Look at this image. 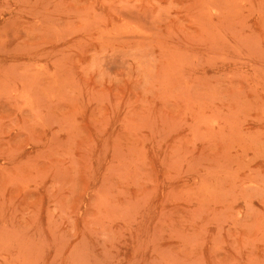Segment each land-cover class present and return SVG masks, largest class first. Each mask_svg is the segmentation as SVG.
<instances>
[{"label": "rangeland", "instance_id": "1", "mask_svg": "<svg viewBox=\"0 0 264 264\" xmlns=\"http://www.w3.org/2000/svg\"><path fill=\"white\" fill-rule=\"evenodd\" d=\"M0 264H264V0H0Z\"/></svg>", "mask_w": 264, "mask_h": 264}]
</instances>
